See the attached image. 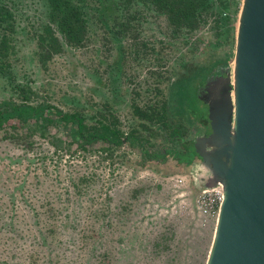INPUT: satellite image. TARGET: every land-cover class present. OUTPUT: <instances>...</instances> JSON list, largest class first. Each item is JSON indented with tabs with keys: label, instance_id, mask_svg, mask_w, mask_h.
Wrapping results in <instances>:
<instances>
[{
	"label": "rangeland",
	"instance_id": "rangeland-1",
	"mask_svg": "<svg viewBox=\"0 0 264 264\" xmlns=\"http://www.w3.org/2000/svg\"><path fill=\"white\" fill-rule=\"evenodd\" d=\"M238 2L242 8L243 0ZM209 28L199 32L202 48L216 42ZM149 42L147 47L139 46V58H145L141 67L125 53L121 92L111 91L105 73L107 64L116 66L117 52L100 47V34L87 47L57 56L47 71L30 57L20 60L19 81L30 82L40 98L49 97L65 111L93 113L95 102L104 95L119 102L125 123L130 116L125 88L145 90L155 85L144 64L152 54L154 41ZM160 45L155 49L161 50ZM97 76L103 83L97 82ZM10 94L0 79V99ZM11 125L19 128L16 122ZM58 129L54 127L52 134ZM3 134L0 264L207 263L216 225L203 226L198 220L195 201L201 178L208 173L199 157L190 165L173 157L145 161L138 150L125 145L105 158L100 146L92 153H69L64 145L56 150L39 137L25 143ZM60 134L70 142L66 130Z\"/></svg>",
	"mask_w": 264,
	"mask_h": 264
},
{
	"label": "trees",
	"instance_id": "trees-1",
	"mask_svg": "<svg viewBox=\"0 0 264 264\" xmlns=\"http://www.w3.org/2000/svg\"><path fill=\"white\" fill-rule=\"evenodd\" d=\"M240 12L238 0H0V79L12 92L0 99V134L25 143L39 137L69 153H92L100 146L105 158L127 145L145 161L173 157L192 164L199 157L197 138L211 132L207 85L232 72ZM208 26L216 42L202 48L198 35ZM99 34L100 47L117 52L116 66L107 64L105 70L115 92L123 87L125 53L141 67L139 46L154 41L144 64L155 85L125 88L130 112L125 123L119 102L104 95L93 113L65 111L49 97L40 98L30 82L19 81L20 60L30 57L47 71L57 56L87 47ZM54 127L66 130L70 142L59 129L52 134Z\"/></svg>",
	"mask_w": 264,
	"mask_h": 264
},
{
	"label": "water",
	"instance_id": "water-1",
	"mask_svg": "<svg viewBox=\"0 0 264 264\" xmlns=\"http://www.w3.org/2000/svg\"><path fill=\"white\" fill-rule=\"evenodd\" d=\"M206 90L200 188L224 191L206 264H264V0H243L232 72Z\"/></svg>",
	"mask_w": 264,
	"mask_h": 264
},
{
	"label": "built area",
	"instance_id": "built-area-1",
	"mask_svg": "<svg viewBox=\"0 0 264 264\" xmlns=\"http://www.w3.org/2000/svg\"><path fill=\"white\" fill-rule=\"evenodd\" d=\"M223 200L224 191L220 185L200 191L196 197L195 206L201 225L208 226L212 223L216 225Z\"/></svg>",
	"mask_w": 264,
	"mask_h": 264
}]
</instances>
